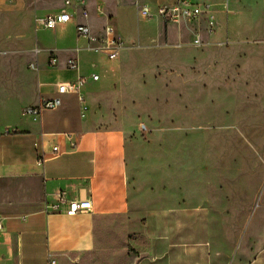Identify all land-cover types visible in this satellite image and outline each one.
<instances>
[{
	"label": "crops",
	"instance_id": "crops-1",
	"mask_svg": "<svg viewBox=\"0 0 264 264\" xmlns=\"http://www.w3.org/2000/svg\"><path fill=\"white\" fill-rule=\"evenodd\" d=\"M38 1L0 0V36L8 41L19 34L16 37L25 40L21 30L54 35L71 30L73 37L61 36V45L48 47L35 40L29 48L32 60L19 71L16 85L10 77L0 79V264H48L50 258L55 264H264V231L247 247L223 232L202 199L175 206H135L140 196L131 183L128 132L106 116L121 99V52L109 59L87 48L75 30L79 22L94 33L108 22L116 30L120 9L137 8L134 1H140L83 0L87 18L77 10L72 20L53 29L38 25L36 19L61 8L71 11L78 0L71 5L55 0L59 3L49 8L37 7ZM50 55L56 57L55 65L48 63ZM68 58L76 61V68L67 66ZM79 77L85 81L77 93H57L58 83ZM56 96L59 106L38 115L24 113L41 98ZM54 146L62 152L52 155ZM60 191L68 200H89L90 209L74 215L63 208L46 210Z\"/></svg>",
	"mask_w": 264,
	"mask_h": 264
},
{
	"label": "rangeland",
	"instance_id": "rangeland-1",
	"mask_svg": "<svg viewBox=\"0 0 264 264\" xmlns=\"http://www.w3.org/2000/svg\"><path fill=\"white\" fill-rule=\"evenodd\" d=\"M152 1V11L164 2ZM188 1L210 4L212 30L207 15L178 24L143 19L134 5L120 9L121 99L106 116L128 132L135 206L202 199L223 232L248 247L264 231V0ZM22 31L25 40L0 36V51L8 50L0 53V79L10 77L12 86L35 40L48 47L73 37L71 30Z\"/></svg>",
	"mask_w": 264,
	"mask_h": 264
},
{
	"label": "built area",
	"instance_id": "built-area-1",
	"mask_svg": "<svg viewBox=\"0 0 264 264\" xmlns=\"http://www.w3.org/2000/svg\"><path fill=\"white\" fill-rule=\"evenodd\" d=\"M71 0H65L66 5H71ZM134 4L138 8V13L143 19L152 18L155 15L172 22L181 23L189 22L201 15L208 16V27L212 30L213 25L216 23L214 16L211 11V6L208 2L203 3H193L188 0H178L172 4H160L154 11L147 4H138L134 1ZM73 8H76L72 10ZM71 11L66 8H61L56 12L46 14L42 17L36 19V23L45 28L53 29L57 25L66 23L72 20L77 14L83 18L88 17V10L86 4L83 0L76 1L72 4ZM76 35L77 37H83L87 41V48L104 53L109 59L118 58L121 50L127 47V42L123 40L115 30V27L111 23H106L100 33H94L90 27L83 22L76 24ZM57 59L55 56L50 55L48 63L50 65H55ZM33 66V64H30ZM67 66L69 68H76L77 63L73 58L67 59ZM97 74L92 75V79H97ZM85 78L79 77L74 82H60L57 84V93L65 94L71 92H78L80 86L84 83ZM61 104L59 96L53 98H41L36 105L26 106L24 108V113L31 115H38L44 109H52ZM144 129V126H141ZM62 150L58 146L52 148V155H57L61 153ZM68 215H74L77 212L89 210L90 201L86 199L82 200H68L65 197V193L60 191L56 194V198L53 202L46 204L45 209L51 212L62 210ZM3 228L2 222L0 220V229ZM55 260L50 258L48 264H55Z\"/></svg>",
	"mask_w": 264,
	"mask_h": 264
}]
</instances>
